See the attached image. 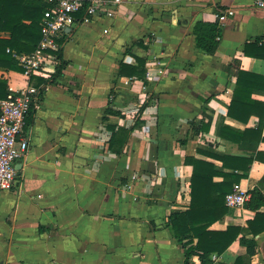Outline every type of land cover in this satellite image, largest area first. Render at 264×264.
<instances>
[{
    "label": "crops",
    "instance_id": "0c3cea01",
    "mask_svg": "<svg viewBox=\"0 0 264 264\" xmlns=\"http://www.w3.org/2000/svg\"><path fill=\"white\" fill-rule=\"evenodd\" d=\"M199 22L222 30L213 56L196 46ZM62 38L67 67L55 85L38 87L40 107L23 130L29 151L15 187L0 190V264H184L186 249L166 224L191 206L187 157L225 174L233 171L217 156L253 159L235 185L264 195V141L259 151L232 141V130H257L259 117L229 116L236 68L264 78V11L254 0H123L113 19ZM136 58L146 61L144 79L121 76V63ZM0 76L16 89L33 85L23 73L0 68ZM251 101L264 104V89ZM250 199L211 230L249 229L264 214ZM242 236L257 242L252 257ZM238 257L264 264V231L241 235L212 264Z\"/></svg>",
    "mask_w": 264,
    "mask_h": 264
},
{
    "label": "trees",
    "instance_id": "16d2710c",
    "mask_svg": "<svg viewBox=\"0 0 264 264\" xmlns=\"http://www.w3.org/2000/svg\"><path fill=\"white\" fill-rule=\"evenodd\" d=\"M47 5L44 0H0V68L6 71L24 73L19 66L14 54H32L42 40L41 23ZM82 17V13L79 15ZM2 34L6 36H2ZM198 49L213 56L218 48V37L222 36V30L218 23L199 22L193 29ZM67 36V34L65 35ZM64 38L59 40L62 44ZM250 46V45H249ZM246 46V54L248 47ZM61 66L56 74L48 78L33 76L31 82L35 87L42 85H55L58 77L63 74L68 61L61 50ZM137 59V65L130 66L121 63L119 74L124 77H138L144 79L146 75V61ZM236 89L229 109V116L248 120L251 115L259 117L257 130L243 132L232 130V141L238 143L243 150L259 151V145L264 141V104H255L251 101L253 91L264 89V78L246 72L239 67ZM9 95V83L4 76H0V100ZM257 106V109L254 107ZM32 108L29 116L32 114ZM111 113H116L110 110ZM28 116V117H29ZM208 130V126L206 127ZM221 136L222 127L220 129ZM118 136H115L117 138ZM224 137V136H222ZM258 152L257 157H259ZM223 161L224 167L230 168L231 173H219L216 167L206 161L195 158H186V163L193 166L191 181V206L184 212L171 214L166 227L169 228L172 236L186 249L184 264H194L192 258L198 256L201 264H212V257H221L229 247L241 236L251 232L254 237L264 231V214L258 212L254 220L249 222V229L241 227H229L225 231L211 230L213 224L222 220L228 213L226 196L232 192L234 185L240 179L247 176L250 171L253 159L217 156ZM243 171L245 175L240 176L236 171ZM222 175L226 179L222 183H215L214 177ZM251 199L248 207L258 211L264 205V195L255 188L249 192ZM196 244L194 245V242ZM240 241L247 247V255L252 257L256 253L257 242L255 239L248 240L242 236ZM223 264V263H219ZM235 264H247L244 257H238Z\"/></svg>",
    "mask_w": 264,
    "mask_h": 264
},
{
    "label": "built area",
    "instance_id": "2783aa9c",
    "mask_svg": "<svg viewBox=\"0 0 264 264\" xmlns=\"http://www.w3.org/2000/svg\"><path fill=\"white\" fill-rule=\"evenodd\" d=\"M47 9L42 19V40L32 54H14L24 75L49 77L61 66L62 44L59 43L72 28L91 24L96 18L113 19L123 0H44ZM264 11V0H254ZM82 13V17L79 15ZM234 12L230 11L229 15ZM41 93L28 84L24 89L9 86V95L0 100V190L10 191L18 178L16 163L25 158L30 140L23 135L32 108L40 107ZM250 194L237 184L226 196L229 210L243 208Z\"/></svg>",
    "mask_w": 264,
    "mask_h": 264
}]
</instances>
